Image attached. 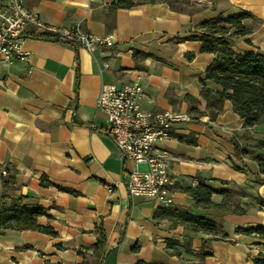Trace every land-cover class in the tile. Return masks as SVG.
<instances>
[{"label": "crops", "instance_id": "1", "mask_svg": "<svg viewBox=\"0 0 264 264\" xmlns=\"http://www.w3.org/2000/svg\"><path fill=\"white\" fill-rule=\"evenodd\" d=\"M117 1L24 0L43 22L79 23L111 36L112 44L89 52L25 37L28 58L0 62V196H22L27 206H41L45 214L37 223L55 231L0 228V264H254L264 257V239L234 229L264 226V208L255 204L245 214L204 210L185 191L203 180L213 189H240L248 202L264 198V175H257L253 160L256 125L243 127L229 100L214 119L201 105L193 111L191 97L203 84L215 88L205 79L214 54L201 52L200 41L189 37L217 14L248 12L244 23L250 32L230 35V46L264 51V0H131L130 7L113 6ZM132 81L142 86L143 109L192 116L174 123L169 137L154 144L170 155L168 169L176 179L169 206L128 195L123 179L131 162L121 159L100 130L106 123L96 106L101 84ZM232 138L245 150L242 162L231 160ZM8 204L5 198L3 206ZM180 211L215 220L229 240L207 241L210 255L196 257L209 235L186 228L174 215ZM100 229L104 244L96 252Z\"/></svg>", "mask_w": 264, "mask_h": 264}, {"label": "trees", "instance_id": "2", "mask_svg": "<svg viewBox=\"0 0 264 264\" xmlns=\"http://www.w3.org/2000/svg\"><path fill=\"white\" fill-rule=\"evenodd\" d=\"M133 4L134 2L131 0H118L113 3V6L130 7ZM249 17L251 15L248 12L235 13L229 16L217 14L201 21L198 24L200 34L189 37L200 41L201 52L214 54L206 67L205 79L214 83L215 88L212 89L203 84L199 95L191 97V101L197 105L193 107V111H196L201 105L209 109V118L214 119L223 109L224 102L229 100L233 111L244 120L243 127L257 125L264 119V51L258 49L235 51L229 43L230 35H246L250 32L244 23L245 19ZM100 130L104 131L102 128ZM253 140L258 149V153L253 156L258 169L257 175H264V151H262L264 150V140ZM231 141L234 146L231 160L242 162L245 150L238 140L232 138ZM237 167L239 168V166ZM45 183L47 184L49 181L46 180ZM185 191L193 198L195 206L204 210L216 208L233 214H245L255 204L258 209L264 208V198L260 196H255L253 202H248L242 200L245 193L240 189L233 187L213 189L203 180H199L196 186L187 187ZM213 194L220 195V201H214L212 199ZM233 195L239 197V200L233 202ZM5 198L9 199L7 206H3ZM23 200L24 197L22 196H0V228L37 229L54 235L55 231L50 226L37 223V218L45 214L44 208L38 205L29 207ZM174 215L192 232L209 235L208 238L201 240V246L195 252V256L200 259L210 255V252L205 249L207 241L212 239L229 240L221 226L207 216L186 211L176 212ZM234 231L237 234L255 235L264 239V226L262 225H252L245 228L236 227ZM103 244L104 235L100 229L95 245L96 252H100ZM169 244H175V242L169 241ZM253 263L264 264V257L254 258ZM139 264L146 263L140 262Z\"/></svg>", "mask_w": 264, "mask_h": 264}, {"label": "built area", "instance_id": "3", "mask_svg": "<svg viewBox=\"0 0 264 264\" xmlns=\"http://www.w3.org/2000/svg\"><path fill=\"white\" fill-rule=\"evenodd\" d=\"M25 37L62 42L89 52L112 44L111 36L88 32L79 23L64 27L45 23L25 7L24 0H0V62L27 59L30 52L23 47ZM141 95L138 81L121 87L102 83L96 106L106 116L104 132L114 141L121 159L131 162L123 179L128 195L169 206L176 179L168 169L170 155L154 144L169 137L174 123L190 121L191 115L183 111L145 110L140 105ZM139 164L145 168L140 169Z\"/></svg>", "mask_w": 264, "mask_h": 264}, {"label": "rangeland", "instance_id": "4", "mask_svg": "<svg viewBox=\"0 0 264 264\" xmlns=\"http://www.w3.org/2000/svg\"><path fill=\"white\" fill-rule=\"evenodd\" d=\"M249 27V26H248ZM232 31V30H231ZM234 35V34H232ZM254 135L256 137H258L261 140H264V119H262L257 125L256 127H254ZM264 151V150H262ZM251 156V155H250ZM235 200H239V197H237L236 195H233L232 197V201L234 202Z\"/></svg>", "mask_w": 264, "mask_h": 264}]
</instances>
